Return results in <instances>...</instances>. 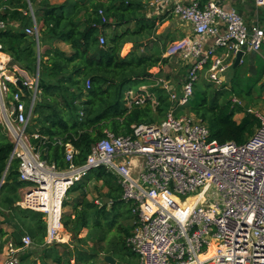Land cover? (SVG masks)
<instances>
[{
	"label": "built area",
	"instance_id": "1",
	"mask_svg": "<svg viewBox=\"0 0 264 264\" xmlns=\"http://www.w3.org/2000/svg\"><path fill=\"white\" fill-rule=\"evenodd\" d=\"M254 3L264 6V0ZM150 4L170 10L192 28L191 35L169 44L163 54L179 57L188 66L179 87L157 79L170 107L159 123L132 125L128 134L105 130L81 163L75 162L78 150L65 143L63 169L42 159L30 142L39 134L26 132L39 92V57L33 74L9 69L0 43V114L13 143L10 158L19 160L18 179L26 184L18 205L43 214L45 245L68 243L70 233L62 224L67 190L90 170L104 167L116 177L121 198L130 205L126 245L138 264H264V114L256 113L259 126L238 144L210 140L205 122L192 113H180L193 98L209 53L216 48L225 50L226 56L259 52L264 47V24L247 26L235 10L214 0H150ZM28 14L31 24L23 31L33 36L38 56L39 32L31 6ZM99 14L105 21L102 10ZM6 28L0 20V30ZM206 36L213 38V48L207 52ZM98 41L103 45L104 36L99 35ZM208 70L209 80L219 83L225 67L216 60ZM8 83L17 88L10 98ZM17 83L26 89L28 102ZM141 89L145 93L140 98L151 95ZM130 98L136 99L134 94ZM152 103L156 104L155 97ZM31 243L28 234L21 236L19 248L8 241L7 258L1 264H18L19 251Z\"/></svg>",
	"mask_w": 264,
	"mask_h": 264
},
{
	"label": "trees",
	"instance_id": "2",
	"mask_svg": "<svg viewBox=\"0 0 264 264\" xmlns=\"http://www.w3.org/2000/svg\"><path fill=\"white\" fill-rule=\"evenodd\" d=\"M4 3L12 10L0 13V20L7 27L0 30V43L11 57L10 68L16 65L28 74H33L36 68V42L23 31L31 24L29 4L37 21L39 45H48L43 54H39V92L26 126L28 134H39V137H30V142L42 159L59 169L65 168L64 144L70 143L78 150L75 162L81 163L105 130L128 134L132 125L155 123L164 118L171 102L150 69L160 68L167 58L161 53L137 54L135 41L138 36L152 35L163 18L147 16L143 0H63L59 4L47 0L37 3L36 0H4ZM99 10L103 11L105 21ZM14 21L17 31H13L11 25ZM111 27L112 33L106 37V30ZM99 35L105 38L103 45L99 44ZM54 42L66 44L69 52L58 49L52 45ZM127 43H132V48L124 55L122 51ZM182 77L174 82L176 86L179 87ZM199 81L194 84L192 100L180 113H192L205 122L210 140L244 143L259 126V118L233 102L231 97L227 99L232 89L227 88L226 81L215 89L200 83L202 88ZM145 84L152 85L151 95L140 98L145 93L140 86ZM8 86L10 98L17 88L12 83ZM129 91L136 99L129 97ZM152 97L156 104L152 103ZM23 99L28 101L27 94ZM237 113L243 114L239 120L235 118ZM5 131L1 125L0 205L13 212L12 217H5L3 221L13 225L15 230L8 234L0 228V250L5 241L21 247V236L28 234L32 238L30 246L44 247L42 264L49 259L56 264H70L71 259L77 264H97L99 253L112 257L134 254L126 245L131 226L115 223L110 216L115 211L121 217H129L130 205L121 198L116 177L104 167L90 170L67 190L62 224L66 232L73 234L71 246L59 252L55 249L57 243L45 245L43 214L14 205L19 199L17 189L26 184L18 179L19 160L10 158L13 143ZM90 181H100L106 188L107 202L97 205L86 198ZM113 227L114 234L110 236L108 233ZM83 229L86 233L81 236ZM27 259L28 255L23 253L19 261ZM100 264L106 262L103 260Z\"/></svg>",
	"mask_w": 264,
	"mask_h": 264
},
{
	"label": "rangeland",
	"instance_id": "3",
	"mask_svg": "<svg viewBox=\"0 0 264 264\" xmlns=\"http://www.w3.org/2000/svg\"><path fill=\"white\" fill-rule=\"evenodd\" d=\"M38 1H40V0H36V3ZM47 1H48V3H51V4H59L63 0H47ZM29 6H31V5L29 4L28 8H29ZM0 9L2 10L1 12H4L5 10H12L8 4H4V1H3V3L0 4ZM171 16L174 17L173 15H171ZM175 19L177 20V18H175ZM177 21H179V20H177ZM164 23L158 24L155 28V32L152 35H144L141 37L138 36L139 38H135V41L137 42V45H136V53L137 54H140V53H153V54L160 53V51H158L154 47L150 48V42H155L154 39L156 38V35H157L156 32H159L160 30H164V28H166L167 25ZM170 25H171V31H173V28L176 27V23L173 24V22H171ZM112 28L113 27H111V29L106 30L107 31L105 34L106 37L111 35ZM52 45L56 46L58 49L69 52V47L64 43L54 42ZM131 45H132V43H131ZM41 48L42 49L40 50V54H43V52L48 48V45L42 43ZM124 48H127V47L124 46ZM131 48H132V46H131ZM35 49H36V52H38L37 47H35ZM261 49L264 50V47ZM36 55H37V53H36ZM259 56H260L259 54H256V55L255 54L254 55L248 54L245 56L244 63L242 65H239L236 69H232V68L227 69L224 72L225 73V81L227 83V88L232 89L230 91V93L228 94L227 99H229L230 97L232 98V100L235 99L237 101V103L242 105L243 108H248V110L253 112L255 115H256V113L257 114H264V85H263L264 84V71L263 72L261 71L264 68V66H262L261 64L258 65L259 58H260ZM171 60H172V62H165L162 64V66L160 67L161 71H160L158 77L161 79H167L169 81L172 80L176 83L182 77V75L185 73L186 69H185V65H183L181 63V61H178V59H175L173 57ZM36 62H37V58H36ZM250 64L251 65L255 64L257 66L255 73H251L249 71L248 66ZM169 68H171V69H169ZM236 70L238 72H235ZM209 81L207 80L206 76L203 74L201 76V79H200L198 84L201 87H202V85L206 86L208 84V88H214V89L219 88V83H216V82L215 83H209ZM151 86L152 85H148V86L144 85V86H142V88L147 89V88H150ZM237 92H238V95H236ZM129 94H130L129 97L133 96V93H129ZM24 101L28 102L27 99H25ZM127 104L129 105L128 102H127ZM242 116H243L242 113H237L235 115V118L237 120H239ZM159 122H155V123H159ZM1 125L4 126L2 124V116L0 114V126ZM5 133L9 137V133L7 131H5ZM86 191H87L86 198L88 200L94 201L97 205L103 204L104 202H107V198L104 195L106 192V188L104 186H102L100 181L99 182L90 181L87 184ZM16 194L18 195L19 199L14 203V205L19 206L18 201L22 200V198H23V188L17 189ZM207 196L211 197V199L213 198V196L210 195V193H208ZM97 202H99V203H97ZM20 208H22V207H20ZM22 209H24V208H22ZM111 213L112 214L110 216L112 218L114 217L113 220L115 223H121V224L129 225V226L131 225V217L130 216L124 218V217H121L120 215H118V213L115 211L111 212ZM12 216H13L12 211H9V209L3 208L0 205V228L3 230H6L8 232V234H12L13 230H15V228L13 227V225H10L8 222L3 221V220L5 217H12ZM27 222H29V220H27ZM112 229L108 233V235H110V236H113V234H114V232H113L114 227ZM85 233H86V230L83 229L80 235L81 236L85 235ZM4 238L5 237H3V239ZM70 242H71V240L65 244H62V243L56 244L55 249H57L59 252H62L65 248H67V246H69V247L71 246V244H69ZM6 243L7 242L5 241L4 244L2 245L1 250H0V264L7 258V251L5 249ZM89 244H90V242H89ZM42 248H44V247L35 246V245L30 246L28 248H25V250L18 253L19 254V256L17 257L18 264H29L31 261L35 262L36 264H42V262H41V255L43 252ZM23 253L28 255V259L26 261L22 262V261H19V259L22 257ZM106 255H109V254H106ZM106 255H104L103 253H99L97 258H96L97 264L102 263L104 260V256H106ZM112 258L114 259L113 263H110L106 260H104V261L106 262V264H138L137 257L134 254L126 255L125 257L118 255V256H115ZM69 262H70V264H77L76 262H74L73 259H71ZM46 264H56V263H54L51 259H49V260H47Z\"/></svg>",
	"mask_w": 264,
	"mask_h": 264
},
{
	"label": "crops",
	"instance_id": "4",
	"mask_svg": "<svg viewBox=\"0 0 264 264\" xmlns=\"http://www.w3.org/2000/svg\"><path fill=\"white\" fill-rule=\"evenodd\" d=\"M3 1L4 0H0V4L3 3ZM180 1L183 3H189L191 0H180ZM200 1H205V0H200ZM214 1L225 9L235 10L243 18V20L245 21L247 26L264 24V6L263 7L256 6V4L254 3V0H214ZM143 2L146 3L147 16L149 15L152 17H162L163 21L160 24H163L165 22L164 24L167 25L166 28H164V30H160L159 32H156L157 35H156V38L154 39L155 42H150V48L154 47L155 49L160 51L161 56L163 57V54H164L166 48L168 47V45L171 44L172 42L180 39V38L187 37V36L191 35L192 28H191L189 23H186V22L182 21L181 19H179L178 17H176L175 15H173L170 10H168V9L162 10L161 9V11H160V10H158V8L156 6H152L150 4V0H143ZM1 11L2 10L0 9V12ZM170 14L173 15L175 18H177V20H179V21H177ZM171 22H173V24L176 23V27L173 28V31H171V25H170ZM11 25L13 26V29H14L13 31H17V29H15V28H17V22L14 21L11 23ZM125 46L127 48H125V50L122 51V54H124V55H125V53L128 52V50H131L130 48L132 45H131V43H127ZM42 48H41V45H39V52ZM203 48H204V51H206V52L210 51L213 48V38L212 37L206 36L203 39ZM2 54L4 55L3 56L4 61L8 65V63L11 60V57L7 53H5L4 51L2 52ZM39 54L37 56V59L39 57ZM248 54L249 55L259 54L260 58H259L258 65L261 64L262 66H264V50H262V49H260L259 52H247L244 54L242 53V56H241L242 62L241 63L239 62L235 67H233V63L235 61L236 55L230 54V56H226L225 50H223L222 48H216L215 50H213L209 53V62L202 70H200V72L198 74V80L201 79V76L204 74L206 76L207 80L209 81V78H208L209 67L216 60H221L223 66L225 67V70L220 75L219 84H221L222 82H225V73L224 72L227 69H230V68L233 69V68L238 67L239 65H242L244 63L245 56ZM172 58H167L166 59L167 62H172V60H171ZM174 58L178 59V61H181V63L186 66L185 69L187 70L188 66L186 64H184L183 61L179 57H174ZM13 67H18V66L13 65L11 68L8 66L9 69H12ZM254 68H255V70L257 68V66L255 64H254ZM169 69H171V68H169ZM160 71H161L160 68L157 66L150 69L151 74L156 79L159 78L158 76H159ZM261 71L263 72L264 68ZM170 82L174 83V81H172V80ZM209 82H212V81H209ZM142 86H144V85H141L140 88H142ZM147 93L148 94L151 93L149 88H147ZM22 188H24V187H22ZM70 240H71V236H70ZM63 244H65V243H63Z\"/></svg>",
	"mask_w": 264,
	"mask_h": 264
},
{
	"label": "water",
	"instance_id": "5",
	"mask_svg": "<svg viewBox=\"0 0 264 264\" xmlns=\"http://www.w3.org/2000/svg\"><path fill=\"white\" fill-rule=\"evenodd\" d=\"M241 56H242V52H238V53L236 54V58H235V61H234V63H233V67H235V66L239 63V60H240ZM37 60H38V59H37ZM249 71H250L251 73H255L254 65H250V66H249ZM17 85H18L19 89H21V90L26 94V89H25L20 83H17ZM70 236H71V238H72V237H73V234L70 233ZM104 260H106V261H108V262H110V263H113V262H114V259H113L110 255H106V256H104Z\"/></svg>",
	"mask_w": 264,
	"mask_h": 264
},
{
	"label": "bare ground",
	"instance_id": "6",
	"mask_svg": "<svg viewBox=\"0 0 264 264\" xmlns=\"http://www.w3.org/2000/svg\"><path fill=\"white\" fill-rule=\"evenodd\" d=\"M210 253H211V249L208 251V253L205 256L209 255Z\"/></svg>",
	"mask_w": 264,
	"mask_h": 264
}]
</instances>
